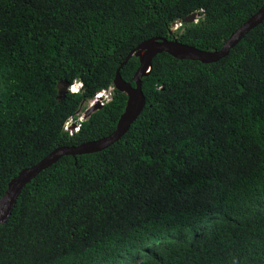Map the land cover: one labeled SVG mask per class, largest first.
Here are the masks:
<instances>
[{"label": "trees", "instance_id": "16d2710c", "mask_svg": "<svg viewBox=\"0 0 264 264\" xmlns=\"http://www.w3.org/2000/svg\"><path fill=\"white\" fill-rule=\"evenodd\" d=\"M263 3L0 0V197L52 150L114 131L127 102L116 88L79 117L142 41L213 51ZM139 64L120 69L132 85ZM63 81L81 87L58 98ZM142 90L119 140L25 185L0 224V264H264V19L215 62L158 53Z\"/></svg>", "mask_w": 264, "mask_h": 264}, {"label": "water", "instance_id": "95a60500", "mask_svg": "<svg viewBox=\"0 0 264 264\" xmlns=\"http://www.w3.org/2000/svg\"><path fill=\"white\" fill-rule=\"evenodd\" d=\"M199 16L200 13L194 11L184 18L179 19L177 22H173L172 27L176 28L183 22H194ZM263 19L264 3L255 14H253L229 36L221 48L213 51L203 50L193 45L182 43L176 39L170 40L165 37H152L138 44L129 52L120 64L114 78L113 87L125 92L127 95L124 112L121 114L114 131L104 137L83 142L79 145L58 147L52 150L36 164L22 169L16 177L11 179L8 183L7 190L0 197V224L7 222L22 189L40 171L55 163L63 155H78L100 151L110 146L124 135L131 124L141 114L145 106L146 98L142 90V77L149 74L154 56L161 52H167L178 59H192L204 63L215 62L226 56L230 49L234 47L250 29L261 23ZM132 54L139 58L140 63L132 78L135 85H132L130 81H126L120 74L121 67L128 61ZM62 84L63 85H59L58 98H61L69 91V83L63 81ZM103 100L104 96H97L96 100L84 109L83 118L87 119L93 112L100 109L104 105L102 102Z\"/></svg>", "mask_w": 264, "mask_h": 264}, {"label": "clouds", "instance_id": "9594fccd", "mask_svg": "<svg viewBox=\"0 0 264 264\" xmlns=\"http://www.w3.org/2000/svg\"><path fill=\"white\" fill-rule=\"evenodd\" d=\"M80 87H81V83L80 82H75V83H73L72 85L69 86V90L73 91V92H76V91H78L80 89ZM113 88L114 87H110L109 89L103 90L102 92L99 93V95L104 96V100L102 101L103 103H105V102H107V101H109L111 99V92H112ZM105 94H107V95H105ZM99 95L97 94L94 99H92L90 102H88V106L91 105L96 100V97L99 96ZM83 112H84V110H83ZM83 112L81 113V116L79 117V121L84 120ZM71 121L72 122L69 124L70 128L68 127L67 129L68 130L71 129L70 131L77 130L79 128V124L77 123V121L76 122L73 121V120H71Z\"/></svg>", "mask_w": 264, "mask_h": 264}, {"label": "built area", "instance_id": "2783aa9c", "mask_svg": "<svg viewBox=\"0 0 264 264\" xmlns=\"http://www.w3.org/2000/svg\"><path fill=\"white\" fill-rule=\"evenodd\" d=\"M99 95V94H98ZM105 95H107V94H105ZM72 121L71 120H69V122H67V125H66V128H68L69 127V124L71 123ZM70 128V127H69ZM71 130V129H70Z\"/></svg>", "mask_w": 264, "mask_h": 264}, {"label": "rangeland", "instance_id": "374dc122", "mask_svg": "<svg viewBox=\"0 0 264 264\" xmlns=\"http://www.w3.org/2000/svg\"><path fill=\"white\" fill-rule=\"evenodd\" d=\"M174 28V27H173Z\"/></svg>", "mask_w": 264, "mask_h": 264}]
</instances>
